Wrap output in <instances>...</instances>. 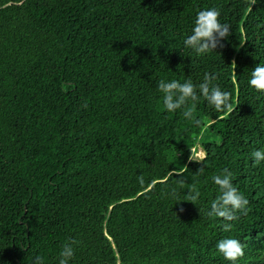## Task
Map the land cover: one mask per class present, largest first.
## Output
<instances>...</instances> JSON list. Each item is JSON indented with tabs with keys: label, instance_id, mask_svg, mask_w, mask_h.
Returning <instances> with one entry per match:
<instances>
[{
	"label": "trees",
	"instance_id": "16d2710c",
	"mask_svg": "<svg viewBox=\"0 0 264 264\" xmlns=\"http://www.w3.org/2000/svg\"><path fill=\"white\" fill-rule=\"evenodd\" d=\"M210 7L231 35L198 58L183 40ZM260 62L264 0H0V264H58L72 241L70 264H229L225 237L264 264ZM205 73L230 109L167 113L158 82ZM225 169L249 200L228 231L207 215Z\"/></svg>",
	"mask_w": 264,
	"mask_h": 264
},
{
	"label": "clouds",
	"instance_id": "9594fccd",
	"mask_svg": "<svg viewBox=\"0 0 264 264\" xmlns=\"http://www.w3.org/2000/svg\"><path fill=\"white\" fill-rule=\"evenodd\" d=\"M258 0H249L251 6ZM221 12L215 8H205L196 13L190 34L183 40V47L194 53L196 57L202 58L214 52L221 42L231 35V26L220 21ZM191 57V56H189ZM217 79L215 73H205L203 81L194 83L190 78L181 83L179 80L158 82V90L162 93L163 108L167 113H175L177 110L185 109L183 116L193 117V109L197 107L201 98L207 106L216 112H223L230 109L231 93L222 90L218 85L213 84ZM250 89L257 93L264 94V63H259L251 69L247 81ZM191 104V107H188ZM191 159L195 161H205L207 153L196 147L190 148ZM254 164L264 162V149H257L252 153ZM202 174L204 167L199 169ZM215 185L218 186L219 195L211 202L207 213L209 217L222 218L224 230L231 229V224L227 223L238 219V213H246L249 200L239 191L232 182V174L225 169L221 174L212 177ZM201 193L195 189L191 190V200L193 202L200 198ZM75 241L63 245L58 254V264H70L75 256L73 244ZM217 251L224 257L229 264H236L240 257H243L244 247L240 240L233 237H225L216 243ZM33 264H45L44 258L37 255L33 257Z\"/></svg>",
	"mask_w": 264,
	"mask_h": 264
},
{
	"label": "rangeland",
	"instance_id": "374dc122",
	"mask_svg": "<svg viewBox=\"0 0 264 264\" xmlns=\"http://www.w3.org/2000/svg\"><path fill=\"white\" fill-rule=\"evenodd\" d=\"M200 149H202V148L200 147Z\"/></svg>",
	"mask_w": 264,
	"mask_h": 264
}]
</instances>
